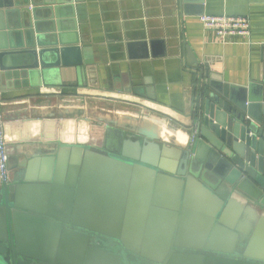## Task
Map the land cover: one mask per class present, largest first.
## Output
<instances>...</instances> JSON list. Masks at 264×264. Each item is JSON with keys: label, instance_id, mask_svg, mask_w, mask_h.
I'll return each mask as SVG.
<instances>
[{"label": "water", "instance_id": "95a60500", "mask_svg": "<svg viewBox=\"0 0 264 264\" xmlns=\"http://www.w3.org/2000/svg\"><path fill=\"white\" fill-rule=\"evenodd\" d=\"M189 1L183 14L202 16V0ZM26 7L23 41L9 49L32 58L27 74L80 64L59 36L41 42ZM188 64L196 85L181 141L146 118L79 108L49 110L36 137L17 142L1 116L0 264H264V117L254 106L264 97Z\"/></svg>", "mask_w": 264, "mask_h": 264}, {"label": "crops", "instance_id": "0c3cea01", "mask_svg": "<svg viewBox=\"0 0 264 264\" xmlns=\"http://www.w3.org/2000/svg\"><path fill=\"white\" fill-rule=\"evenodd\" d=\"M201 6L203 15L247 18L249 37L222 39L204 30L199 16L183 14L181 0H0V46L9 54L0 70V112L14 140L34 139L49 110L80 107L146 118L181 141L196 85L190 58L229 85H255L253 95L264 97V0H202ZM24 7L41 42L59 36L64 48H78L69 60L80 64L27 74L22 67L32 58L9 49L28 25ZM254 106L263 118L264 99Z\"/></svg>", "mask_w": 264, "mask_h": 264}, {"label": "built area", "instance_id": "2783aa9c", "mask_svg": "<svg viewBox=\"0 0 264 264\" xmlns=\"http://www.w3.org/2000/svg\"><path fill=\"white\" fill-rule=\"evenodd\" d=\"M199 22L204 30H209L222 39L228 37L247 39L250 35L249 20L245 17L202 15ZM259 46L264 51V41L260 42ZM1 125L0 112V173L5 175L7 154Z\"/></svg>", "mask_w": 264, "mask_h": 264}, {"label": "bare ground", "instance_id": "6f19581e", "mask_svg": "<svg viewBox=\"0 0 264 264\" xmlns=\"http://www.w3.org/2000/svg\"><path fill=\"white\" fill-rule=\"evenodd\" d=\"M80 107H76V108H73V109H79ZM67 129L69 130V126H67ZM178 136L180 137V138H182L183 139V135L182 134H178ZM7 154V153H6ZM7 157H8V155H7Z\"/></svg>", "mask_w": 264, "mask_h": 264}]
</instances>
